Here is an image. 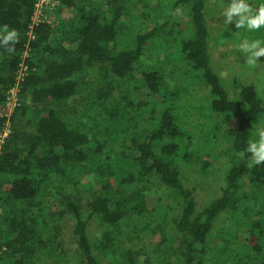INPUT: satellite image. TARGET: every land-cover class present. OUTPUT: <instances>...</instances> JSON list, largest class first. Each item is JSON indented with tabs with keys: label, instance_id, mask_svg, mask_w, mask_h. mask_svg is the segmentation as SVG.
Wrapping results in <instances>:
<instances>
[{
	"label": "trees",
	"instance_id": "16d2710c",
	"mask_svg": "<svg viewBox=\"0 0 264 264\" xmlns=\"http://www.w3.org/2000/svg\"><path fill=\"white\" fill-rule=\"evenodd\" d=\"M37 1L0 0V26L20 33L14 53L0 49V136L9 129L0 264H210L216 256L264 264V164L249 168L248 154L238 156L264 125V98L254 83L229 89L211 68L208 0L172 2L187 10L184 28L170 19L168 0H59L51 22L31 28ZM141 16L163 21L125 34L128 19ZM168 35L174 57L168 49V62L147 63L148 46ZM172 59L180 66L165 68ZM182 70L207 91L208 113H190L204 97L186 101L174 82ZM214 153L225 181L198 207L185 178L197 163L201 176L209 172ZM166 191L180 211L167 203L160 218ZM229 214L231 224L218 228ZM146 231L152 245L125 250L124 234Z\"/></svg>",
	"mask_w": 264,
	"mask_h": 264
},
{
	"label": "rangeland",
	"instance_id": "374dc122",
	"mask_svg": "<svg viewBox=\"0 0 264 264\" xmlns=\"http://www.w3.org/2000/svg\"><path fill=\"white\" fill-rule=\"evenodd\" d=\"M157 1V0H156ZM169 1V8H171V14L170 19H172V22L176 19L179 23L182 25L180 27L184 28V25L190 20L188 18V15L185 14L187 10L184 8H174L172 7V2L174 0H168ZM231 2V0H208L207 3V12H206V18L208 21V28L210 32V66L211 68L219 74L221 77L222 83L228 87L229 89L235 88L236 84L234 82L241 83L243 85H246L248 83H254L257 86V89L259 90V93L264 98V58H261V62H259V67L254 70L250 71L244 66V56L238 51V45L242 43L245 39H264V28L260 29L259 31L249 32L246 29H237L235 27V24L225 26L224 25V18L221 16L222 11L224 8ZM250 3L257 7L260 3H264V0H250ZM164 6V5H162ZM163 8V7H162ZM163 11V10H162ZM163 21L158 18L157 21ZM130 21L128 23L129 28H127V32L129 31L131 33L135 31H144L146 29L151 28L156 23H158L154 19H146L143 16L136 19H128ZM174 23V22H173ZM192 30H193V25ZM131 27V28H130ZM126 28H122L120 31L119 36H125L124 30ZM136 32V33H137ZM122 34V35H121ZM240 40V41H239ZM169 41L172 43L173 37L171 35L167 36V42L166 41H158L155 44L149 45L147 49V63H163L168 62V56L165 55V52H168V46ZM121 44H124L122 41ZM177 51L172 49H169V53L172 55L175 54ZM174 54L172 57H174ZM179 61L177 59H172V61L169 64H166L165 68L171 67V65H174V68L179 67ZM191 70L185 71L182 70L180 73V76L174 80V82L181 83V93L183 97H186V101L190 100L194 103V105L200 104V97H204L202 107L197 110L190 111L191 114H194V118L199 116L198 114L208 113L210 111V98L208 96V93L203 91V87L199 86L197 84L196 79L197 77H194V75L191 77ZM189 74V75H188ZM197 76V74H196ZM191 90V91H190ZM195 91V92H194ZM192 92V93H191ZM170 93L171 91H167V98L170 99ZM192 94H195V96H192ZM190 95V99L187 98V96ZM185 101V99H183ZM171 102V100H169ZM178 102H183L181 100H178ZM169 103L165 104L160 110H163L165 106H167ZM187 114V110L185 108L182 109V115ZM204 120V119H203ZM201 120V123L204 121ZM259 127H264V125H260ZM208 132L203 130V134L206 135ZM217 154L214 153V155H211V158L214 159V164L212 167H210L209 172H207L205 175L201 176L200 174V164H194L193 166H190V170H192L194 177H190L187 175L185 178L187 181V185L189 186H195V196L198 202V207H202L205 202H207L209 199H211L213 196L216 195L219 188L224 184L225 181V174H226V163L222 160L219 162V159L216 156ZM220 168V170H218ZM218 170V171H217ZM166 194V195H164ZM162 196L165 203L159 204L157 206L156 215H158L160 218L165 216L167 212V205L170 204L174 207V211L176 213H179L180 206L178 202L177 196L170 192L166 191ZM168 203V204H167ZM87 213V212H86ZM229 215H224L217 225L218 228L220 227H227L231 224L232 220L230 219ZM142 224V223H141ZM141 224L138 225V228H141ZM91 229H94L97 227V220L93 219L90 224ZM171 226L167 227V231H171ZM94 229L93 231H95ZM137 233H134L132 239L128 237V233L124 234L122 236L123 240V247L125 250H129L130 248H133L135 245L140 244H146V245H152L154 242L153 234H151L150 231H146L140 234V238H137ZM172 234V235H171ZM127 235V236H126ZM170 241L174 242L175 235H173L172 232H170ZM64 247L65 248H72V245L69 244V240L66 239L64 236ZM214 250H212L213 252ZM245 253V248L242 247L239 252V257L243 258ZM233 256L230 257H215L213 261H209L210 264H234L229 261V258L232 259Z\"/></svg>",
	"mask_w": 264,
	"mask_h": 264
},
{
	"label": "clouds",
	"instance_id": "9594fccd",
	"mask_svg": "<svg viewBox=\"0 0 264 264\" xmlns=\"http://www.w3.org/2000/svg\"><path fill=\"white\" fill-rule=\"evenodd\" d=\"M224 25L235 24L237 29H246L249 32L264 28V3L254 7L250 0H231L221 13ZM20 43V33L8 24L0 26V49L9 54L16 51ZM238 51L244 56V66L254 71L259 67L261 58H264V39H245L238 45ZM256 139L248 142L246 148L238 153L240 159L248 154L247 167L252 168L264 164V127L255 131Z\"/></svg>",
	"mask_w": 264,
	"mask_h": 264
},
{
	"label": "built area",
	"instance_id": "2783aa9c",
	"mask_svg": "<svg viewBox=\"0 0 264 264\" xmlns=\"http://www.w3.org/2000/svg\"><path fill=\"white\" fill-rule=\"evenodd\" d=\"M59 4V0H38L35 6L34 15L31 22V28H33L34 25H37L42 22H51V14L54 9ZM17 92L18 88H13L10 90L11 93V99H12V107L15 106L17 102ZM8 127V126H7ZM9 129L5 128L3 130L2 135L0 136V149L1 146L4 144L5 139L8 136Z\"/></svg>",
	"mask_w": 264,
	"mask_h": 264
}]
</instances>
